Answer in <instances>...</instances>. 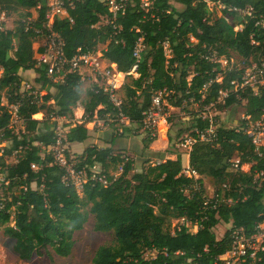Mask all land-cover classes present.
<instances>
[{"label": "trees", "instance_id": "obj_1", "mask_svg": "<svg viewBox=\"0 0 264 264\" xmlns=\"http://www.w3.org/2000/svg\"><path fill=\"white\" fill-rule=\"evenodd\" d=\"M132 1L134 5L116 19L115 24L121 25V29L115 35L110 25L95 26L100 16L108 14L101 0L77 1L68 11L72 22L69 18H58L53 28L64 40L67 57L75 55L78 48L95 51L101 47L103 58L114 63L120 72L130 71L134 63L133 48L142 37L144 48L136 69L138 76L128 74L121 88L120 111L138 126L136 129L154 91L167 92L165 98L170 107L183 109L188 103H198L199 107L214 103L219 108L242 105L243 113L254 120L264 114V90L258 94L248 88L231 91L223 102L217 103L218 91L231 88L230 80L239 78L242 70L225 71L220 82L207 85L223 69L219 63L201 57L205 45L228 59L234 52L244 64L249 58L264 59V27L254 25L252 17L242 15V18L234 10L250 7L253 15L264 17V0H214L222 14L212 20L205 0H174L181 4L180 9L170 0H155L147 12L139 8V0ZM32 8L37 12L34 18H31ZM46 9L45 0H0V11L23 10L11 28H0V132L9 140L5 154L0 155V172L9 180L0 194L3 204L0 228L13 239L12 250L23 261H30L34 255L49 249L66 257L74 245L73 233L91 215L95 230L112 234L109 243L96 248L91 264H213L230 246V230L216 237L214 228L219 223H231L249 235L256 223L264 219V179L253 185L249 174L233 173L230 169L233 156H238L241 162L255 161L253 168L264 169V146L259 156L243 131L219 125L215 142L197 140L192 145L189 164L199 175L195 179L182 173V155L176 151L165 149L176 154L174 159L156 151L153 154L160 162L145 158L141 169L133 171L132 160H124L112 147L89 145L77 156V169L85 168L88 177L89 167L94 164L103 168L123 164L116 177L105 169L100 172L109 181L107 185L89 178L79 193L73 184L62 181L65 171L53 162L50 154L40 155L39 144L54 142V123L32 115L41 111L40 101H51L54 104L51 112L72 117L73 108L80 102L84 108L83 122L69 126L65 132L66 142L71 143L89 137L85 123L92 121L95 113L104 118L107 114L115 116L118 109L96 84L87 90L86 99H82L81 76L77 72L53 81L46 74V65L37 64L35 52L42 49L35 51L33 43L42 35L26 27L29 24L39 27ZM226 16L246 22L241 20L242 28L236 30ZM189 35L197 42L190 41ZM163 40L169 42V56L164 53ZM29 69L35 71L36 77L32 87L22 91L19 71ZM39 91L45 94L40 95ZM2 97L8 104H20L17 114L23 121L24 132L13 133L8 128L11 113L8 105L2 103ZM189 114V119L182 121L177 137L191 133L194 128L208 127L207 120L201 119L197 112ZM171 117L175 116H169L168 120ZM163 137V129H159L156 138L145 132L139 155L153 152L149 143L154 139L153 145L160 144ZM110 141L113 143V139ZM15 150H18L17 160L7 162L5 158ZM31 163L39 168L31 169ZM204 176H210L218 186L229 183L230 190L224 194L232 197L233 203L213 207L210 200L204 205L207 198ZM182 217L190 225L181 224L170 233L172 219ZM10 221L13 224H8ZM193 225H197L196 231L191 230ZM259 256V264H264V251Z\"/></svg>", "mask_w": 264, "mask_h": 264}, {"label": "built area", "instance_id": "obj_2", "mask_svg": "<svg viewBox=\"0 0 264 264\" xmlns=\"http://www.w3.org/2000/svg\"><path fill=\"white\" fill-rule=\"evenodd\" d=\"M77 1L79 0H45L47 9L45 18L41 22L40 26L36 27L29 24L26 27L42 35L41 38L43 39V42L40 48L42 50L35 59L37 64L46 65V74L53 81L63 80L64 76L69 72H77L81 76L88 69L89 72L94 75L97 88L101 89L103 93L107 94L110 103H112V105L118 109V112L115 116L107 114L105 118L107 121H111V123L116 125L119 133L122 134L125 127L137 126L131 122L127 115L120 111L122 99L119 90L124 83L125 75L127 76L131 73V71L136 72L138 62L140 60V54L144 48V44L142 43L143 39L140 37L133 48L132 56L134 58V63L129 72H120L116 69V65L114 63L106 62V59H104L102 56V50L99 49H96L95 51H82L81 48H78V52L75 55L70 58L67 57L64 53V40L60 34L54 30L53 24L58 18H69L68 11L75 5ZM101 1L107 6L108 14L100 16V19L95 24V26L99 27L101 25H110L112 31L111 33L115 35L121 29V25L115 24L116 19L120 15H123L129 6H133L134 2L132 0ZM154 1L155 0H139L138 6L143 11L147 12L148 10L152 9ZM205 1L210 10V4H216L214 0ZM39 7L40 4L37 5V8ZM234 10L243 15V17L245 15L252 17L254 20V25H261L264 27V17H256L253 15L250 7H246L242 10ZM4 15V12L0 11L1 29L6 28L4 25ZM28 20H31V18ZM69 20L72 22L71 18H69ZM241 28L242 26H240L239 30ZM136 30L138 31L137 28ZM189 39L193 43L197 42V39L192 35H189ZM161 45L165 55L169 56L171 52L169 42L167 40H163ZM203 47L206 48L205 51L201 53V57L207 62L219 63L223 69L222 72L217 73L215 78L210 79L207 85H209L212 81L220 82L222 79L221 73H224L225 71H231L234 69L242 70L239 78L230 80L231 88H224L218 91L217 103L223 102V100L231 91L238 92L239 90L248 88L254 94H258L264 90L263 58L259 60H253L249 58L247 63L243 64L244 66L241 67L237 65L229 66L228 63L231 58L228 59L225 56L218 55L215 48L211 46L204 45ZM136 76H138L137 72ZM21 90L27 91L28 89ZM166 95L167 92L165 91H154L151 94L149 105L142 111L139 129L144 132L148 131L152 136H154L158 124L166 123L168 118L167 114L170 107L165 99ZM3 99L4 97H2V100ZM4 104L8 105L9 111L11 113V120L8 128L11 129L13 133L24 132L23 121L17 114L20 104ZM213 106L214 103L202 106L197 112L201 119L207 120V128L204 130L194 128L191 133H185L179 138L176 146L184 150L181 155L185 154L188 156L192 149V145L197 140L215 142L216 130L219 125L216 123L215 117L209 113L210 108ZM47 116V119L50 120V123H54V142L49 145L39 144L41 157H44L47 153L50 154L53 158V162L59 167L63 168L65 171L64 175L62 176V181L73 184L79 193H81L83 184L89 178L96 179L103 185H107L109 181L107 180L105 174H100V172L93 170L97 164L89 167L88 177V172L85 168L77 169L78 161L72 160L66 156L65 132L68 129L63 133V127H61L60 121L66 119L67 117L57 115L55 112H50ZM32 117L34 118V114ZM16 125H18L17 128ZM68 125L70 126L71 124L68 123ZM237 130H241L247 135L250 142L254 146V150L259 156H262L263 152L261 151V147L264 146V114H262L258 119L254 120L250 117V115L243 113ZM8 145L9 140L4 139L3 132H0V155L5 154V148L8 147ZM18 150L13 151L10 156L14 162L18 158ZM160 161L161 160L158 159L155 162L158 163ZM254 164L255 161L241 162L238 156H233L230 159V169L233 171V173L249 174L251 176V183L253 185H258L264 179V169L253 168ZM30 167L33 170H37L39 165L36 163H31ZM182 173L185 176L193 177L195 179L199 177L198 173L191 168L188 161L185 165H183ZM8 182L9 180L5 177L4 173L0 172V194H2L3 190L6 189ZM195 187L199 188V184L195 183ZM22 188L26 189L24 186ZM41 188L42 187H40V189ZM229 190L230 184L227 182L222 183L214 190L210 197L207 195L204 205H207L210 200H213V207H216L221 203L231 205L233 203L232 197L225 196L224 194ZM0 204V207H3V204ZM178 222H180V224L175 228H179L181 224L188 226L191 223L189 220L184 219L183 217L178 218ZM229 224L228 230H230V246L215 258L213 264H259L261 259L259 256L260 252L264 251V219L256 223L253 232L249 235H246L241 227H235L231 223ZM193 227H196L194 230L196 231L197 225H193Z\"/></svg>", "mask_w": 264, "mask_h": 264}, {"label": "rangeland", "instance_id": "obj_3", "mask_svg": "<svg viewBox=\"0 0 264 264\" xmlns=\"http://www.w3.org/2000/svg\"><path fill=\"white\" fill-rule=\"evenodd\" d=\"M170 2L178 9H180L182 6L179 3H176L174 0H170ZM211 20L215 17L221 16V7L218 4L211 3ZM4 25L6 28L12 27L14 25V22L20 17V15L23 13V10L20 11H6L4 10ZM31 12V18L36 17V9L32 8L30 9ZM240 16V15H239ZM242 17V15H241ZM243 18V17H242ZM241 18V20H242ZM226 20L233 24L235 26L236 30H239L241 22L245 20H238V18H231V16H226ZM239 22V23H238ZM238 23V24H237ZM41 38V37H39ZM38 38L36 39V41ZM43 40V39H42ZM39 41V40H38ZM231 60L229 61V66L237 65V66H244L243 61L241 57L236 55L234 52L230 53ZM35 57V56H34ZM36 58V57H35ZM254 60V59H253ZM84 73H87L89 77H91V80H87L82 82L81 89H82V99H85L86 97V91L89 90L93 86V77L89 70L85 71ZM133 76H136V72H132ZM130 73V74H131ZM94 76V75H93ZM128 78L124 77V82L127 81ZM29 87H32V84L25 83L22 86V89H29ZM39 88V85L36 86ZM122 88V86H121ZM121 88L119 90V93L121 94ZM38 90V89H36ZM51 91H54L52 89ZM40 95H44V91H39ZM166 99V98H165ZM51 101H40L39 106L41 107V111L37 115L35 114L34 118L37 119H44L47 118L48 113L51 112L52 104H50ZM243 103V102H242ZM75 108V107H74ZM74 108H73V116L69 117L67 116L66 119H63L60 121L61 127H63V133L68 129V123L72 124L74 122ZM99 108V107H98ZM200 109L198 103H188L184 106V108H177V107H169L167 116L174 115L175 117L172 118V120H168L166 123H160L158 124L155 135L153 137L156 138V136L159 133V129L164 130V137L161 139L160 144H154V139L149 143L148 147H151L155 149L153 152H145L143 154L144 156L139 155L141 153V147H142V138L145 135V132L141 129H136V127H131L130 130H125L122 134L119 133L117 126L113 123L111 124V121H107L104 117L99 118V116L95 113L94 118L92 120V126L91 128H88L89 131V137L84 143V146H82V150L89 146L95 144L97 147H112L115 154H120L122 158L125 159H131L132 165H133V171H139L141 169V166L143 165V160L145 158H150L151 162H155L156 160L160 159L158 157H155L153 153L158 151V149H169L171 151H176L181 155L183 153V149L178 148L176 146V143L179 141V138L182 136H176L178 129L183 127L182 121H187L190 117V112H198ZM78 113V111H77ZM209 113L213 115L216 119V123L220 126L225 127H238L240 124V121L242 119L243 115V106L242 105H234L227 108H219L218 106H213L210 108ZM79 115V114H77ZM50 122V120H47ZM18 125H16V128ZM125 133V134H124ZM188 133V132H186ZM185 134V133H184ZM115 139L116 143H111V139ZM169 138L171 139L169 141ZM118 142V143H117ZM69 149L67 142H65V153L68 158H71L72 160L78 161L77 156L79 154L72 153V150ZM150 151V150H149ZM161 151V150H159ZM164 156L168 155L165 151ZM171 154V153H169ZM176 156V155H175ZM166 158V157H165ZM7 162L13 161L11 157L5 158ZM122 162H119L115 165L109 164L106 168H103L101 165L97 164V167L93 168L94 171L102 172L104 169L107 171L109 175H112L116 177L121 172V166ZM132 171L130 172V174ZM129 174V175H130ZM203 184L205 187L206 194L210 197L214 190L218 187L217 183L214 182V180L210 176H204L203 177ZM32 187H35V184H32ZM86 207H83V210L86 211ZM8 224H13L12 221H10ZM180 224L178 222V219H172L169 230L170 233H173L174 228L177 227ZM230 224L226 223H219L215 228L214 232L216 234L217 238H220L225 230L228 229ZM196 227H192V231H194ZM112 234L110 232H102L97 231L93 227V218L91 215L88 216L87 221L84 223L83 227L80 230H76L73 233V240L74 245L72 248L71 253L66 257H61L56 255L51 249L49 251L42 250L41 254L34 255L33 258L30 261H23L21 260L18 255L12 250L13 246V239L9 238L3 233V229L0 228V264H91V258L96 250V248L100 245L107 244L111 241ZM145 256H148V253H145Z\"/></svg>", "mask_w": 264, "mask_h": 264}, {"label": "crops", "instance_id": "obj_4", "mask_svg": "<svg viewBox=\"0 0 264 264\" xmlns=\"http://www.w3.org/2000/svg\"><path fill=\"white\" fill-rule=\"evenodd\" d=\"M9 28H11V27H9ZM39 40V41H38ZM38 40L37 41H35L34 43H33V48H34V50L35 51H37L38 49H40L41 48V45H42V38H38ZM102 47H105V46H103L102 45ZM99 50H102V48L100 47L99 48ZM39 53L40 52H35V57H38V55H39ZM106 62H108L107 60H106ZM19 75L21 76V78H22V82H21V89H22V86H23V84H25V83H29L30 82V84H33V81H34V79H35V77H36V73H35V71L33 70V69H29V70H25V71H22V70H20L19 71ZM131 75H133V74H131ZM92 77H93V81H95V78H94V76L92 75ZM136 77V76H135ZM92 78L91 77H89L88 75H87V73H84L83 75H81V84H82V82H84V81H87V80H91ZM94 84L93 85H95L96 84V81L95 82H93ZM87 92V91H86ZM86 95V94H85ZM87 97V96H86ZM86 97H85V99H86ZM2 103L4 104V103H7V101H6V99L4 98L3 100H2ZM50 104H52V107H54V104L51 102ZM100 107V106H99ZM77 111L79 112V115H77ZM40 112V111H39ZM38 112V113H39ZM36 115H37V113H35ZM35 114H34V116H35ZM83 114H84V108H83V106H82V104L80 103V102H78L77 103V106L74 108V122L70 125V126H74L75 124H80V123H82L83 122ZM37 119V118H36ZM85 126L87 127V129L88 128H91V126H92V121H90V122H87V123H85ZM131 129V128H130ZM132 129H133V127H132ZM88 133H89V131H88ZM125 133H126V131H125ZM124 133V134H125ZM123 135V134H122ZM88 139V138H87ZM86 139V140H87ZM86 140L85 141H83V142H71V143H69V142H67V145H68V147H69V149H71L72 150V153H77V154H81L82 152H83V150L85 149H83L82 150V146H84V143L86 142ZM112 140V139H111ZM111 142V141H110ZM112 143V142H111ZM114 143H116L115 142V139L113 138V144ZM118 143V142H117ZM81 144H82V146H81ZM152 151H154L155 149H153V148H151V147H149ZM70 150V151H71ZM159 150H161V151H159ZM158 151L159 152H164L165 151V148H162V149H158ZM167 153V152H166ZM176 154L175 153H171V154H169L168 153V155L166 156H164V157H166V158H171V159H174L176 156H175ZM148 158V157H147ZM157 159H158V157H157ZM182 159H183V165H185L186 163H187V161L189 162V155L187 156V155H185V154H182ZM11 162H14V161H11ZM95 167H97V165H95ZM226 224H229V223H226Z\"/></svg>", "mask_w": 264, "mask_h": 264}, {"label": "bare ground", "instance_id": "obj_5", "mask_svg": "<svg viewBox=\"0 0 264 264\" xmlns=\"http://www.w3.org/2000/svg\"><path fill=\"white\" fill-rule=\"evenodd\" d=\"M77 114H79V112Z\"/></svg>", "mask_w": 264, "mask_h": 264}]
</instances>
